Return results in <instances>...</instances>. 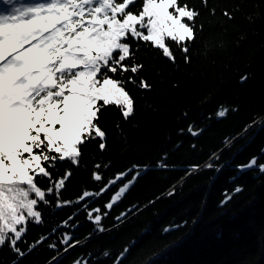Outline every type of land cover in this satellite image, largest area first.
Returning a JSON list of instances; mask_svg holds the SVG:
<instances>
[{
  "label": "trees",
  "instance_id": "1",
  "mask_svg": "<svg viewBox=\"0 0 264 264\" xmlns=\"http://www.w3.org/2000/svg\"><path fill=\"white\" fill-rule=\"evenodd\" d=\"M180 2L200 12L190 62L174 45L173 64L144 42H132L152 88L129 87L135 114L127 121L115 106L101 111L105 149L90 141L81 146L78 164L59 161L50 169L56 178L69 170L72 175L59 197L50 195L49 205L39 206L43 223H29L27 243L20 247L42 242L22 264H49L56 252L48 244L54 241L61 256L53 264H114L126 248L123 264H264V175L239 171L253 157L264 164V0H208L206 8L202 0ZM221 109L227 110L224 117L217 116ZM189 126L200 134H189ZM161 160L167 168L156 167ZM134 165L147 171L108 210L120 185L101 192V183L107 187ZM38 181L42 190L48 188V178ZM84 191L100 193L87 199L89 210L102 207L108 213L101 220L103 232H95L79 211L84 202L75 203ZM61 203L62 209L55 207ZM65 221L72 227H63ZM64 233H71L75 245L67 252L58 243ZM105 251L111 253L107 258ZM0 264H12L6 247Z\"/></svg>",
  "mask_w": 264,
  "mask_h": 264
},
{
  "label": "snow or ice",
  "instance_id": "2",
  "mask_svg": "<svg viewBox=\"0 0 264 264\" xmlns=\"http://www.w3.org/2000/svg\"><path fill=\"white\" fill-rule=\"evenodd\" d=\"M202 3L206 8L208 0ZM211 14L215 15V9ZM223 15L233 18L228 11ZM199 16L198 10L180 0H141L139 5L137 0H0V250L10 251L12 264H22L42 242L20 247L27 243L29 223H43L39 206L49 205L50 195L59 197L72 175L69 170L56 178L50 169L56 170L59 161L78 164L81 146L90 141L98 140L99 148L105 149L106 133L98 126L101 111L115 106L127 121L135 114V97L129 87L151 90L142 74L144 65L136 62L132 42H144L173 64L174 45L188 63L191 44L199 39ZM246 79L241 78L242 82ZM226 111L219 110L217 116L224 117ZM188 132L200 134L194 126ZM156 167L167 165L161 160ZM253 169L264 175L258 157L239 171ZM198 170L196 166L188 171ZM145 171L147 167L134 165L111 178L107 187L101 183V192L120 185L106 208L113 209ZM129 174L131 179L126 180ZM38 177L48 178L46 190L39 186ZM102 179L101 174H94L95 181ZM99 194L84 191L75 201L84 202L79 211L94 224L95 232L106 230L101 220L108 213L102 207L89 210L87 198L94 201ZM227 199L231 197L222 203ZM55 207L62 209L64 204ZM63 227L72 226L65 221ZM72 240L71 233H64L58 243L67 252L75 246ZM48 248L56 252L49 264L58 262L57 242ZM128 251L118 254L114 264H123ZM103 255L107 258L111 253Z\"/></svg>",
  "mask_w": 264,
  "mask_h": 264
}]
</instances>
